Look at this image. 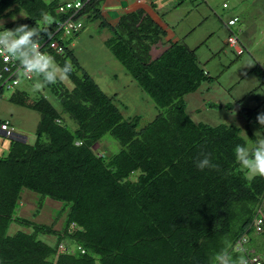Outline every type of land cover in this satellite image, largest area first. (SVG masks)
<instances>
[{
    "label": "trees",
    "instance_id": "16d2710c",
    "mask_svg": "<svg viewBox=\"0 0 264 264\" xmlns=\"http://www.w3.org/2000/svg\"><path fill=\"white\" fill-rule=\"evenodd\" d=\"M64 1L0 0V20L22 13L3 20L0 29L28 24L51 32L50 37L42 32L40 51L59 66L66 61L74 66L70 88L63 82L42 87L60 110L42 92L30 96L20 89L18 72L13 87L0 85V97L12 90L11 102L38 113L33 142L10 138L6 152L0 153V264H212L226 242L233 256L238 255L242 239L249 264H255L252 257H264V212L258 230L252 225L256 206L264 207V178L245 179L235 159V147L246 145L237 126L194 122L186 113L184 95L210 78L195 49L181 39L165 38L164 30L141 9L108 22L100 12L102 0H81L77 16L108 31L103 44L159 108L137 128L139 116L123 118L114 97L79 64L69 44L81 29L66 36L55 31L56 22L66 17L58 10ZM233 18L234 24L239 18ZM53 41L60 53L50 46ZM238 112L245 116L251 147L257 138L249 125L258 124V108L240 107ZM63 115L74 122L73 129ZM3 122L10 126L9 120ZM105 133L117 142L116 152L94 151ZM201 151L211 153L219 170L197 169ZM23 189L38 194L31 217L45 197L60 202L51 222L17 214ZM11 223L27 230L9 234ZM39 235L54 241L47 243Z\"/></svg>",
    "mask_w": 264,
    "mask_h": 264
},
{
    "label": "rangeland",
    "instance_id": "374dc122",
    "mask_svg": "<svg viewBox=\"0 0 264 264\" xmlns=\"http://www.w3.org/2000/svg\"><path fill=\"white\" fill-rule=\"evenodd\" d=\"M155 1L159 6L161 1ZM262 2L263 0H181L180 4L175 3V7L170 11L163 10L162 6L152 8V16L163 23V28L173 35L171 38L181 39L189 48L195 49L199 64L210 77L202 82L196 91L184 95L185 111L188 116L194 122L237 126L241 136L246 140V146L249 147L251 142L244 130L245 116L240 114L238 109L257 107L259 113L264 112V8ZM20 16L22 13L0 21H12ZM234 16H238V21L232 25H226L227 20ZM81 22V30L70 39L69 44L79 64L105 94L114 97V104L123 118L138 115L137 128L142 126L153 118L159 108L153 104L147 94L139 89L127 74L126 69L103 44V38L109 35L108 31L99 29L94 21L82 20ZM17 25L6 29H12ZM229 31L236 35L238 45L242 48L240 54L233 52L224 43ZM254 66L257 68L251 72ZM39 83L34 76L30 83L23 82L19 88L29 92L31 96L33 85H39ZM63 83L68 88L71 87L68 79ZM11 92L12 90L4 91L0 97V119L9 120L13 133L22 137L25 142L32 143L38 113L27 106L11 102L8 99ZM40 92L56 110H60L53 96L42 88ZM63 117L68 126L73 129L74 122L65 115ZM249 129L257 140L264 138V127L251 123ZM5 140L4 145L8 142ZM118 147L117 142L105 133L96 142L94 151L110 154L116 152ZM1 151L3 154L6 152V150ZM37 200L38 194L23 189L16 209L17 214L48 224L54 219L60 208V202L45 197L38 214L31 217L36 209ZM61 218L55 222V228H59ZM17 229L27 230L11 223L7 233L10 234ZM39 239L50 244L54 241L53 236L47 235H39Z\"/></svg>",
    "mask_w": 264,
    "mask_h": 264
},
{
    "label": "clouds",
    "instance_id": "9594fccd",
    "mask_svg": "<svg viewBox=\"0 0 264 264\" xmlns=\"http://www.w3.org/2000/svg\"><path fill=\"white\" fill-rule=\"evenodd\" d=\"M66 1L68 0H65L59 7H62ZM78 10L73 15V19L80 22V28L78 29L79 31L82 27V18L77 16ZM68 13H65L66 17ZM233 20L234 18L228 19L226 25H232ZM57 22L55 24V31H57L61 36H66L62 35L61 30H57ZM46 23L50 24L51 20H46ZM0 24L3 26V21H0ZM42 32L44 35L49 37L51 36V32L45 31L43 29L33 28L28 24H18L12 29L3 28V30H0V56L7 55V57L10 59L18 61L23 69L24 75L30 76L29 78H24L19 71L18 75L21 74L19 79L30 83L34 76L43 77V81L40 82L39 85H33V93L40 91L44 84H56L58 82H63L64 80L68 79L70 74L74 71V66L70 61H66L63 66H59L57 65L54 57L51 55H46L40 51L39 40ZM164 37L166 38V36ZM229 38H232V42L229 41ZM224 43L227 44L233 52H236L237 54L242 52V48L238 45L236 36L228 34L224 40ZM248 65L251 66L252 64ZM23 81H18V84H22ZM256 121L261 127H264V112H261L256 116ZM16 137L19 136H16L13 133V130L12 135L8 137L4 136L3 133L0 132V143L4 142L5 139V141H8V139ZM235 159L240 165L241 169L244 171L245 179L247 181H252L257 176L264 178V138H259L255 145L251 147L246 145H237L235 147ZM195 164L197 169L201 171L205 169L219 170V165L214 163L211 159V153L201 151L199 158H197L195 161ZM262 205L263 204H259L256 206L254 216L252 218V225L254 224L256 226V230H258V224L261 222L260 216L263 214V209L259 210ZM256 214H259V216H256ZM246 244V239H242L239 242L238 255L234 257L230 251V243L226 242L225 247L213 255L212 264H249L246 255ZM254 257H257L264 263V257Z\"/></svg>",
    "mask_w": 264,
    "mask_h": 264
},
{
    "label": "built area",
    "instance_id": "2783aa9c",
    "mask_svg": "<svg viewBox=\"0 0 264 264\" xmlns=\"http://www.w3.org/2000/svg\"><path fill=\"white\" fill-rule=\"evenodd\" d=\"M81 6H82L81 0H68L65 2V4L62 7H59V10L63 11L64 13L69 12L67 17H65L62 21L57 22V30H61L62 35H70L73 32L78 31V29L80 28V22L73 19V15L76 13L78 9H80ZM229 41L232 42V38H229ZM50 46L51 47L54 46L56 48L55 49L56 52L61 51V48L57 46L55 42L50 43ZM0 60L2 62V68L0 70V85L3 86L5 89H8L12 87L14 84H16L17 78H15L14 74L19 71L21 72L24 78L30 77V76H25L20 64L16 63V61L7 57V55L0 56ZM3 72L6 73L5 77L1 75L3 74ZM0 132H2L3 135L7 137L12 135V130L9 127V125H7L6 122L0 124ZM250 261L254 262L255 264H259L260 262V260L257 257H253Z\"/></svg>",
    "mask_w": 264,
    "mask_h": 264
},
{
    "label": "crops",
    "instance_id": "0c3cea01",
    "mask_svg": "<svg viewBox=\"0 0 264 264\" xmlns=\"http://www.w3.org/2000/svg\"><path fill=\"white\" fill-rule=\"evenodd\" d=\"M161 3L158 6L155 0H102L101 6H100V12L102 17H104L108 22L115 21L116 17L119 14L134 11L136 9H141L147 14L153 21L159 24V26L164 30L166 38H171L173 35H171L167 29L163 28V23L158 22L153 16H152V8L156 9L160 6L163 7V10L170 11V9H173L175 7V3L180 4L177 0H159ZM168 32V33H166ZM176 39V37H174ZM104 39V38H103ZM6 142V141H5ZM7 144L4 145V142L2 144L0 143V153L1 150H6ZM2 154V153H1Z\"/></svg>",
    "mask_w": 264,
    "mask_h": 264
},
{
    "label": "bare ground",
    "instance_id": "6f19581e",
    "mask_svg": "<svg viewBox=\"0 0 264 264\" xmlns=\"http://www.w3.org/2000/svg\"><path fill=\"white\" fill-rule=\"evenodd\" d=\"M82 24V23H81ZM2 75V74H1Z\"/></svg>",
    "mask_w": 264,
    "mask_h": 264
}]
</instances>
